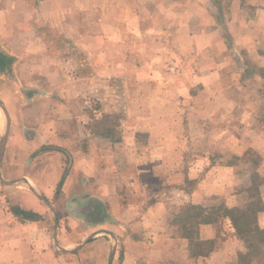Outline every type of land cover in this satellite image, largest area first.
Masks as SVG:
<instances>
[{"label": "rangeland", "instance_id": "obj_1", "mask_svg": "<svg viewBox=\"0 0 264 264\" xmlns=\"http://www.w3.org/2000/svg\"><path fill=\"white\" fill-rule=\"evenodd\" d=\"M75 3L77 8L62 2L58 9L39 10L51 16L52 24L44 25L48 36L62 33L66 26L57 24V17L66 18L72 34L78 30L77 17H82L84 60L82 82L76 87L81 101L75 109L69 104L81 121L80 130L73 128L68 138L70 151L41 157L37 151L32 156L40 162L32 175L45 185L42 191L51 196L50 185L67 175L74 163L85 179L89 168L107 170L108 164L104 181L115 184L121 198L130 196L129 205L138 201L150 207L155 200H166L160 216L177 224L180 236L197 241L206 217L244 210L249 237L242 239L247 251L239 264H264V230L259 227L264 212V73L259 68L264 64V31L256 29V20L264 25V0ZM250 33L256 36L253 40L248 39ZM57 38L31 39L34 46L29 48L38 54L27 57L34 58L28 62H42L47 53L65 48L68 63L75 41ZM96 47L99 56L92 68L90 50ZM242 64L248 72L241 78L248 83L238 89L236 71ZM215 69H224V74L213 73ZM73 71L68 70V80ZM40 75L33 80L34 92L47 96V80ZM220 79L225 86L218 85ZM58 82L59 78L51 93L59 88ZM75 83L68 82L72 87ZM246 91L253 120L235 118L244 110L235 100ZM43 138H37L38 148L48 145ZM59 139L64 142V137ZM202 198L208 200L200 202Z\"/></svg>", "mask_w": 264, "mask_h": 264}, {"label": "crops", "instance_id": "obj_2", "mask_svg": "<svg viewBox=\"0 0 264 264\" xmlns=\"http://www.w3.org/2000/svg\"><path fill=\"white\" fill-rule=\"evenodd\" d=\"M76 1L0 0V61L4 60L0 68V102L6 111L5 114L0 107V145L9 127L0 162V264H239L247 250L228 214L217 226L204 224L200 227L197 240L214 242L215 248L208 255L194 256L195 245L190 241L194 237L180 236L177 224L167 222L168 217L160 216L165 210L161 204L166 200H155L150 207H141L138 201L129 205L130 196L121 198L115 184L104 181L103 176H108L110 169L108 164L107 170L89 168V177L85 179L76 171V164L71 167L69 161L67 169L71 167V170H67L68 174L50 185L51 196L42 191L45 185L32 175L40 165L38 159H32L37 151H40V157L46 153H68L71 130H80V116L73 109L82 96L76 88L78 82H82L84 67L82 17H77L75 28L78 27V30L76 28L72 34L66 18L63 20L53 16L54 20L57 17V24L65 22L66 26L62 33L58 31L56 35L55 31V35L48 36L44 25L52 24L51 16L45 13L41 15L39 11L40 8H44V11L58 9V3L61 6L62 2L77 8ZM42 26L47 38L42 37V29L33 30ZM256 27L264 31V25L257 20ZM38 30H42L39 35L36 33ZM61 36L64 43L67 40L75 41L74 55L68 54L66 58L68 63L64 59L67 54L63 52L65 48H62V53H47L42 62H28L34 58L27 57L38 54L29 48L34 46L31 39L39 37L40 41H44ZM255 37L250 33L248 39ZM98 56L97 47L90 50L93 59V62L90 61L91 67L97 65L94 62ZM23 57L25 59L22 60ZM263 66L261 64L259 68L264 73ZM72 68L73 77L68 80V70ZM94 68L98 69L97 66ZM64 69L65 72L62 71ZM222 71L224 69H215L213 73L221 75ZM236 72L240 77L235 79L237 88L243 89L248 82L241 76L248 70L242 64ZM40 74L47 80L44 82L48 88L45 90L47 96L34 92L36 87L33 80L40 78ZM213 75H208V80ZM58 78L59 88L51 93V87L57 86ZM69 81L76 82L74 87L68 84ZM40 82L36 85L41 86ZM225 84L222 79L218 82L220 87ZM251 102L247 91L246 95H241L238 100L236 98L235 103L241 104L245 112L243 109L242 113L238 111L235 118L255 119L253 113L249 115L251 109L248 106L253 107ZM55 104L64 105V108L61 106L54 110ZM40 136L45 137L46 148L37 147ZM15 137L21 138L15 140ZM58 137H64V142ZM247 150H251V147ZM56 165L58 170L61 169L58 160ZM220 197L224 198L223 195ZM205 200L208 199L202 198L200 202L204 203ZM17 210L29 216L22 217L16 214ZM259 216L263 219L259 223L260 230H264V212Z\"/></svg>", "mask_w": 264, "mask_h": 264}, {"label": "trees", "instance_id": "obj_3", "mask_svg": "<svg viewBox=\"0 0 264 264\" xmlns=\"http://www.w3.org/2000/svg\"><path fill=\"white\" fill-rule=\"evenodd\" d=\"M16 214L22 217L29 216L28 214L20 210H17ZM228 217L231 219L236 229L238 237L246 241L249 236L247 233V227H246L247 222H246V216L244 210L239 208L231 209L228 213ZM222 218L223 216L221 214L219 215L217 212L213 216L206 217L204 224H211L212 226H217ZM190 241L192 242V244L195 245V250L193 252L194 256H200V255L205 256L208 255L209 253H212L213 252L212 250H214V247L211 242H201L198 240L196 241L195 239H192ZM242 257L240 258V261L243 259Z\"/></svg>", "mask_w": 264, "mask_h": 264}, {"label": "water", "instance_id": "obj_4", "mask_svg": "<svg viewBox=\"0 0 264 264\" xmlns=\"http://www.w3.org/2000/svg\"><path fill=\"white\" fill-rule=\"evenodd\" d=\"M0 107L3 109V111L6 114L5 108L3 107V105L1 104V102H0ZM8 132H9V127L7 128V131H6V133H5L4 137H3L2 142H1V145H0V162H1V158H2L3 152H4V148H5V145H6V141H7V138H8ZM12 183H15V182H9V184H12ZM40 198H42V197H40ZM113 255L114 254H112V256H111V260H113Z\"/></svg>", "mask_w": 264, "mask_h": 264}]
</instances>
